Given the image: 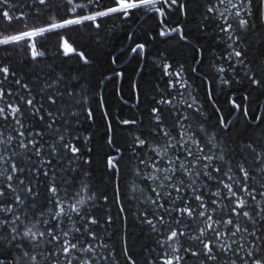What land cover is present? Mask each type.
<instances>
[{"label":"trees","instance_id":"16d2710c","mask_svg":"<svg viewBox=\"0 0 264 264\" xmlns=\"http://www.w3.org/2000/svg\"><path fill=\"white\" fill-rule=\"evenodd\" d=\"M238 2L232 0V3ZM179 3L184 5L183 9L173 7L164 16L147 9L136 10L127 19L112 14L95 22L84 21L19 43L0 45V67H8L16 73V78L28 82L34 89V95L45 83L52 84L47 89L49 92L67 89L73 93L76 105L72 111L79 115V120L72 121V127L61 132L66 139L70 134L79 137V141L73 140V143L81 147L83 158L91 161L83 166L88 185V189L82 192L86 201L83 208L87 209L89 219L99 221L98 225L90 227L108 245L107 250L98 248L97 251L105 256L111 253L106 262L100 261L99 264H131L127 259L129 256L135 264H148L150 257L157 254L163 258L164 249L157 247L155 241L162 240L167 230L151 234L141 223V214L149 207L148 198L155 197L146 182L133 173L139 157L153 155L148 151L149 145L158 147L164 143L160 137L149 135L155 132L152 108L161 109L164 127L168 128L174 116H190L192 109H187L186 104L193 103L194 107L201 109L198 120L203 121L207 129L208 135L202 139L215 137L214 143H226L237 151L249 140L264 137V87L252 85L248 80V76H252L264 81V2L252 0L249 5L245 0L246 10H240V15L249 23L243 30L238 29V17L234 15L238 9L232 8L228 0L223 4L220 0H179ZM77 5L86 6L81 8ZM112 6H115L113 0H99L94 4H88V0H73L72 4L68 0H46L44 4L39 0H8L0 7L13 19L9 22L0 16V38L50 27ZM209 7H213V12H208ZM73 8H76L75 12ZM16 17L22 19L17 20ZM225 20L232 23L233 32H240L242 39L237 50L244 52L243 64L237 63L235 58L229 59L232 48L228 45L231 41L220 31L221 25L226 26ZM95 24L100 27L96 28ZM172 28L181 31L159 35L162 29ZM129 35L131 39H128ZM65 41L75 52L65 55ZM137 43L145 45L142 55L131 52ZM32 44L43 53L37 60L31 56ZM79 53H83L88 63L80 59ZM113 56L117 57L116 64L111 62ZM220 67L225 68V72H218ZM176 72L181 75L166 74ZM37 73L41 77L39 82ZM224 78L229 79L230 84H222ZM170 80L176 83L175 88L169 86ZM213 80L214 95L209 99L207 88L201 87V81L208 84ZM12 81L10 75L7 83L12 84ZM182 83L189 87L185 89ZM9 90L15 93L19 89L12 84ZM162 99H172L173 104H161ZM233 100L241 105V109L233 107ZM58 106L64 107L59 102ZM245 106L248 108L247 117L243 112ZM88 109L93 113L91 120L87 118ZM220 116L225 122H232L227 130L219 127ZM255 117H260L259 126ZM132 119L137 121L135 125L121 123ZM172 134L177 135L175 131ZM136 137L147 138L148 145L134 148ZM109 139L112 140L111 145ZM109 156L119 158L118 173L106 167ZM79 179H84V176ZM89 190L92 200H88ZM212 190L216 191L215 187ZM109 217L111 223H107ZM80 223L77 221V226ZM179 229L185 230L186 235L179 237L173 246L188 248L196 244L191 250L198 251V243L188 239L189 234L198 235L196 223L182 224ZM10 247L5 241L4 248ZM148 247L155 251L150 254L146 250ZM41 250H33L30 246L14 249L10 259L12 264H30V259L23 255L29 252L43 264L39 256ZM179 255L185 258L181 264H202L201 260L183 250Z\"/></svg>","mask_w":264,"mask_h":264},{"label":"snow or ice","instance_id":"6c2138e0","mask_svg":"<svg viewBox=\"0 0 264 264\" xmlns=\"http://www.w3.org/2000/svg\"><path fill=\"white\" fill-rule=\"evenodd\" d=\"M7 2L0 0V5ZM228 2L232 8L238 9L234 14L238 17V29H245L249 22L240 15V10H246L245 0ZM251 2L247 0L249 5ZM39 3L44 4L46 0H39ZM68 3L72 4L73 0H68ZM94 3H99V0H88V4ZM220 3L223 4L224 0H220ZM113 4L115 6L107 10L66 19L50 27L4 36L0 38V45L19 43L84 21L95 22L112 14L127 19L136 10L147 9L164 16L168 9L184 8L179 0H113ZM85 6L77 5L81 8ZM72 11L75 12L76 8ZM208 12H213V7H209ZM0 16L9 22L13 19L2 7ZM225 24L220 26V31L231 41L228 45L232 48L229 59L235 58L237 63L243 64L244 52L237 50L242 39L240 32H233V25L227 20ZM95 27L99 28L100 25L95 24ZM180 31L179 28L162 29L159 35ZM128 39H131V35ZM30 47L33 60L43 55L35 44ZM63 48L65 55L75 52L67 41ZM144 51L143 43L131 48V52L137 55H142ZM79 56L84 63H88L83 53H79ZM111 62L116 64L117 57L113 56ZM217 71L225 72V68L220 67ZM166 74L181 75L180 72ZM10 75L13 77L12 84L19 89L15 93L9 90L12 84L7 83ZM36 79L37 82L41 79L39 73ZM248 80L252 85L264 87L262 80L252 76H248ZM230 82L227 78L221 80L225 85ZM214 83L215 80L208 84L201 81V87L207 88L209 99L214 95ZM169 86L175 88L176 83L170 80ZM181 86L185 89L189 87L186 83ZM51 87L52 84L45 83L34 95V89L28 82L16 78V73L8 67H0V264H12L10 257L13 250L29 246L33 250L42 248L39 256L43 264H99L100 261L106 262L111 255L105 256L97 251L98 248L107 250L108 245L90 227L98 225L99 221L89 219L87 209L83 208L86 201L82 192L88 189L87 173L83 172V166L91 161L83 158L81 147L73 143V140L79 141V137L70 134L66 139L61 132L62 129L71 128L72 121L79 120V115L72 111L76 101L73 93L67 89L49 92L47 89ZM38 96L41 98L38 99ZM58 102L64 107L58 106ZM160 103L172 105L173 100L162 99ZM231 103L235 109H241L235 100ZM186 107L192 109L191 115L174 116L168 128L164 127L161 109H151L156 123L155 132L149 135L160 137L164 143L158 147L149 145L148 151L153 155L139 157L133 169L134 175L146 182L155 197L148 198L149 207L141 214V223L147 226L151 234L160 233L161 229L167 230L162 240L155 241L157 247L164 249L163 258L157 254L150 257L148 264H181L185 259L179 255L181 250L201 260L202 264H237L238 261L239 264H264V137L249 140L239 151L226 143H214L215 137L203 140L208 133L204 122L198 120L201 109L194 107L193 103H187ZM243 112L247 117L246 106ZM87 118H93L91 109L87 110ZM255 119L259 126L260 117ZM121 123L135 125L137 121L123 120ZM231 123L225 122L223 116L218 121L219 127L224 130ZM173 131L176 136H173ZM109 144H112L111 139ZM146 145L147 138L136 137L133 141L134 148ZM116 151L119 152V149ZM118 164L117 156H109L106 167L118 173ZM82 175L84 179H79ZM153 184L155 187H151ZM213 187L216 191L212 190ZM92 199L89 190L88 200ZM77 221H81L79 226ZM111 222L109 217L107 223ZM194 222L198 235L189 234L188 239L197 242L199 250H191L196 244L188 248L174 247L179 237L186 235L179 226ZM5 241L11 245L10 248H4ZM146 250L150 254L155 251L151 247ZM23 255L30 259V264H40L36 255L29 252ZM127 259L135 264L130 256Z\"/></svg>","mask_w":264,"mask_h":264},{"label":"bare ground","instance_id":"6f19581e","mask_svg":"<svg viewBox=\"0 0 264 264\" xmlns=\"http://www.w3.org/2000/svg\"><path fill=\"white\" fill-rule=\"evenodd\" d=\"M3 46V45H2Z\"/></svg>","mask_w":264,"mask_h":264},{"label":"water","instance_id":"95a60500","mask_svg":"<svg viewBox=\"0 0 264 264\" xmlns=\"http://www.w3.org/2000/svg\"><path fill=\"white\" fill-rule=\"evenodd\" d=\"M64 49V48H63Z\"/></svg>","mask_w":264,"mask_h":264}]
</instances>
